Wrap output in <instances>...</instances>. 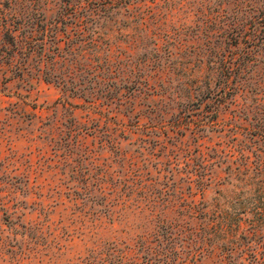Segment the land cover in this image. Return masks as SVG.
Instances as JSON below:
<instances>
[{
	"label": "rangeland",
	"instance_id": "1",
	"mask_svg": "<svg viewBox=\"0 0 264 264\" xmlns=\"http://www.w3.org/2000/svg\"><path fill=\"white\" fill-rule=\"evenodd\" d=\"M65 3L0 7L32 23L41 9L54 21ZM135 5L65 18L56 59L55 44L35 38L30 50L25 33L14 57L1 54L0 264H101L108 251L114 264H146L140 237L167 244L168 220L181 232L190 200L205 205L195 246L184 245L190 264H263L264 144L253 125L264 96L245 88L213 112L210 23L187 0ZM178 241L179 255L155 264H183ZM199 247L209 250L195 260Z\"/></svg>",
	"mask_w": 264,
	"mask_h": 264
},
{
	"label": "trees",
	"instance_id": "2",
	"mask_svg": "<svg viewBox=\"0 0 264 264\" xmlns=\"http://www.w3.org/2000/svg\"><path fill=\"white\" fill-rule=\"evenodd\" d=\"M139 1L142 0H66V5L54 21L48 20L45 11L41 9L39 11L40 21L32 23L23 22L17 15H13V19H8L0 7V60L3 58L1 55L3 52L6 53V56L14 57L16 49H22L18 44L22 41L19 39L22 33H25V43L30 50L34 49L35 44L32 41L35 38L40 40L41 49L46 48L49 42L55 44L53 48L55 52L50 57L55 56L56 59V52L59 55L62 49L59 44L62 40L61 32L66 30L64 24L68 22L65 21V18L83 17L84 20L86 18L96 20L102 14L119 7H127V10L132 11L140 9L141 5H135ZM156 1L151 0V2ZM187 2L204 23H210L207 42L209 46H212V49L209 51L208 61L213 63L218 76L215 89H212L210 95L217 101L212 106V111L218 113L223 107L237 106L239 104L238 93L245 88H253L258 94L264 96V0H187ZM140 14L146 16L145 13ZM183 31L184 28L181 27V33ZM38 35L40 37H37ZM73 44L76 46L74 42H71L70 46ZM51 47L52 45L47 48L51 49ZM44 78L47 81H56L59 78L62 80L64 77L58 73L49 75L48 72H45ZM259 113L261 115L253 126L256 143L264 144V103H261ZM259 166L264 167V161L261 158H259ZM206 185L207 183L201 190H204ZM193 202L194 200H190L186 204L187 208L183 213L184 219L181 221V232H177L176 225L168 220L166 231L162 234L167 240V244L163 243L161 246V242L157 248L147 237H140L137 250L141 252V257L146 264H155L157 260L165 261L169 256L171 258L174 254L179 255L180 242L178 240L180 238L181 262L190 264L187 257H183V253L186 252L184 245L187 246L186 243H189V245L195 246L198 236L193 221L204 213L203 208L205 207V205L201 206ZM189 250L192 258L199 260L198 255L205 251L208 252L209 249L199 247ZM210 251L214 252V249H210ZM123 256L119 255L118 259L121 260ZM114 258V253L108 251L102 254L101 264H114ZM257 263L260 261L257 260ZM262 263L264 264V261ZM220 264L235 263L222 259Z\"/></svg>",
	"mask_w": 264,
	"mask_h": 264
}]
</instances>
